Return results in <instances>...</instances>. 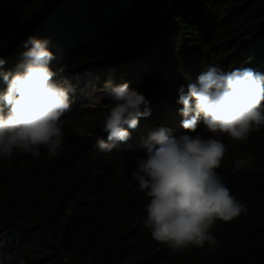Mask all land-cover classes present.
Masks as SVG:
<instances>
[{"label": "trees", "instance_id": "trees-1", "mask_svg": "<svg viewBox=\"0 0 264 264\" xmlns=\"http://www.w3.org/2000/svg\"><path fill=\"white\" fill-rule=\"evenodd\" d=\"M24 32L55 43L68 70L111 67L137 82L156 68L138 86L149 91L150 116L137 127L166 117L177 105L173 87L200 66L264 73V0H0L6 64L31 47L8 50ZM228 149L217 172L247 213L217 221L215 245L176 254L142 223L150 198L132 179V161L98 153L65 125L56 157L41 149L38 160L20 152L0 160V251L25 264H264V128ZM243 159L250 163L237 170Z\"/></svg>", "mask_w": 264, "mask_h": 264}, {"label": "clouds", "instance_id": "clouds-1", "mask_svg": "<svg viewBox=\"0 0 264 264\" xmlns=\"http://www.w3.org/2000/svg\"><path fill=\"white\" fill-rule=\"evenodd\" d=\"M25 43L31 47L11 65L0 56L4 82L0 85V160L10 159L16 152L38 160L41 149L49 158L56 157L64 141V126L83 114L99 120L81 134L98 153L132 154V179L150 198L142 223L153 240L172 252L183 254L204 247L206 242L215 245L212 233L217 221L229 222L247 213L246 205L231 193L217 169L230 143L245 142L254 131L264 128V73L250 67L224 71L217 65L202 72L200 66L199 76L194 72L173 87V105H177L168 104V115L153 121L159 129L148 135L145 146L136 149L142 133L155 129L153 122L137 126L150 116L145 98L149 91L138 86L156 79V68L146 70L137 82L121 71L113 78L116 70L111 67L78 68H89L87 75L105 78L100 84L99 76H92V88L85 89L76 83L73 69L65 68L60 48L49 49L53 42L47 38L29 37L24 32L10 42L8 50ZM101 91L107 99L101 107H93ZM78 98L81 103L75 105ZM167 112L160 109L158 115ZM202 127L212 135L197 131ZM145 152V157L138 158ZM0 264L25 261L0 251Z\"/></svg>", "mask_w": 264, "mask_h": 264}, {"label": "rangeland", "instance_id": "rangeland-1", "mask_svg": "<svg viewBox=\"0 0 264 264\" xmlns=\"http://www.w3.org/2000/svg\"><path fill=\"white\" fill-rule=\"evenodd\" d=\"M21 38H23V36H21L17 41L21 40ZM17 41H16V43H17ZM55 46L56 45H54L53 43H50L48 45L49 49H54ZM9 65H11V62L9 63ZM64 66H66V64H64ZM4 67L5 66H3V68ZM71 67L73 69L72 75L74 76L76 83L77 84H82L85 89L92 88L93 84H91V82H89V80H91L92 76H95V75L99 76L98 83H100V84L105 81V78H101L100 74H93L92 73L90 76L87 75L85 70L89 69V68L78 69L77 66H72V64H71ZM9 68L13 69V67H9ZM151 69L152 68L149 67L147 69V72H149ZM120 74L121 73H118V71H115L114 74H113V78L119 77ZM150 74H152V72L148 73L147 76H149ZM86 91H88V90H86ZM106 99H107V97L104 98V93H103V91H101L96 96L95 102H94V104L92 106L93 107H96V106L97 107H101V104H103L104 100H106ZM181 120H182V116H181ZM98 122H99L98 118H93V117H89L87 115H83L82 114V115L77 116V118L74 120V122H68L66 124H68L69 130H73L75 133L85 134L88 131L89 128H91L93 126H96L98 124ZM152 127L155 128V129L154 130H147L146 132L142 133L141 138L135 144L136 149H140L143 146H145L144 142L147 140L148 135L152 131H155V130L159 129V127L156 126L155 122L152 123ZM141 129H143V127ZM197 131H200L201 134L204 135V136L212 135L211 133H207L206 131H204L203 127L200 128ZM217 138L221 139V141L225 144V140H224V138H223V136L221 134H218ZM140 141L142 143H140ZM132 159H133L132 154H125V155H122L119 158V160L123 162L122 165L131 163ZM247 163H248L247 160H240V161H238L237 168L238 169L243 168V167L247 166Z\"/></svg>", "mask_w": 264, "mask_h": 264}]
</instances>
